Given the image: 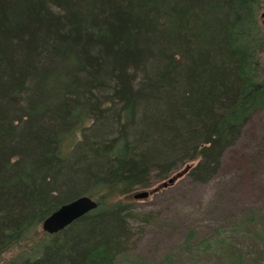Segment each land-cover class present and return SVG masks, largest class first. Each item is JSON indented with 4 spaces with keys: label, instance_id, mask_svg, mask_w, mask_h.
I'll return each instance as SVG.
<instances>
[{
    "label": "trees",
    "instance_id": "trees-1",
    "mask_svg": "<svg viewBox=\"0 0 264 264\" xmlns=\"http://www.w3.org/2000/svg\"><path fill=\"white\" fill-rule=\"evenodd\" d=\"M261 3L0 0V256L26 248L0 264H113L135 234L115 196L212 178L264 105ZM79 195L96 207L41 229Z\"/></svg>",
    "mask_w": 264,
    "mask_h": 264
},
{
    "label": "rangeland",
    "instance_id": "rangeland-1",
    "mask_svg": "<svg viewBox=\"0 0 264 264\" xmlns=\"http://www.w3.org/2000/svg\"><path fill=\"white\" fill-rule=\"evenodd\" d=\"M259 13L264 25V0ZM250 122L207 182L189 179L190 161L164 178L152 177L147 187L115 196L134 214L135 234L113 264H264V147L250 160L264 142V105ZM141 190L147 196L134 199L132 194ZM228 246L252 255V262L232 260ZM25 250L14 246L4 251L0 263Z\"/></svg>",
    "mask_w": 264,
    "mask_h": 264
},
{
    "label": "water",
    "instance_id": "water-1",
    "mask_svg": "<svg viewBox=\"0 0 264 264\" xmlns=\"http://www.w3.org/2000/svg\"><path fill=\"white\" fill-rule=\"evenodd\" d=\"M148 192L137 191L132 194L134 199L145 198ZM96 207V201L87 195H79L60 204L41 222V229L46 233H55L66 225Z\"/></svg>",
    "mask_w": 264,
    "mask_h": 264
}]
</instances>
